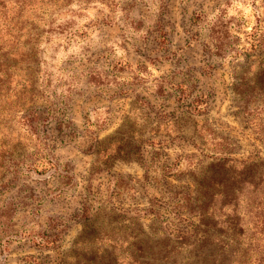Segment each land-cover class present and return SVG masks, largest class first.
I'll return each instance as SVG.
<instances>
[{
	"label": "rangeland",
	"instance_id": "rangeland-1",
	"mask_svg": "<svg viewBox=\"0 0 264 264\" xmlns=\"http://www.w3.org/2000/svg\"><path fill=\"white\" fill-rule=\"evenodd\" d=\"M72 8L38 11L13 33L20 41L10 71L22 89L33 84L37 116L29 136L10 120L16 107L0 110V162L20 167L0 168V264H35L33 255L57 264L69 253V264H143L146 254L129 255L145 252L149 235L93 256L85 237L95 234L74 217L91 204L98 223L111 213L112 226L150 234L153 215L136 216L164 191L195 190L203 176L211 187L243 189L234 215L263 243L254 191L260 181L264 190V0ZM28 47L32 70L22 56ZM221 163L225 186L216 183ZM53 218L67 221L62 245L39 249L30 237L52 233ZM226 250L239 254L230 243Z\"/></svg>",
	"mask_w": 264,
	"mask_h": 264
},
{
	"label": "trees",
	"instance_id": "trees-1",
	"mask_svg": "<svg viewBox=\"0 0 264 264\" xmlns=\"http://www.w3.org/2000/svg\"><path fill=\"white\" fill-rule=\"evenodd\" d=\"M92 1L0 0V110L8 105L16 107L15 115L11 116L10 120H13L12 122L17 125L15 122L17 119L26 135L32 136L31 131L35 129L33 121L37 114L33 110L35 104L33 97L37 95L34 87H32L33 84L29 88L25 86L22 89V86L18 84L19 82H15V71H10L16 66V61L14 58H10V54L18 55L14 49L20 41V38L13 33L26 27L29 24L27 18L38 11L44 14L58 9L74 12L72 4L76 3L81 8H87ZM6 47L9 53L4 50ZM22 52L28 68L32 70L34 60L32 47H28L27 51ZM1 113L2 111H0V115ZM3 124L0 118V134H2ZM219 159L220 162L226 160L225 158ZM7 161L10 162V160ZM50 162L52 163V161ZM42 164L47 168L49 161L46 165ZM4 166L7 170L16 172L20 170V167L15 164ZM4 166L0 162V168ZM220 166L224 173L219 179H216L218 180L216 183L225 186L226 177L224 174L226 169L223 163ZM208 181L209 179L203 176L202 180L196 183L195 190L192 189V186L186 185L175 192H168V194L164 191L161 197L155 198V201L151 203L143 215L139 213L136 216L137 220H141L143 217L153 215L152 222L149 224L152 230L150 234L143 229L140 232L133 231L130 224L124 226L125 230L112 226V223L117 220L109 212L105 218L110 220L104 219L103 223H98V212H92L91 204L83 207L81 213L77 214L74 220L83 224L85 233L92 232L95 234L92 237L88 235L85 237L89 242L88 249L93 246L91 251L93 256L100 254L103 249H117L118 243H124L129 238H132L131 242H134V239H139L143 235V237L150 236L153 238L150 244L142 249L145 252L140 254L130 252L129 255V258H135L137 261L138 258L142 257L141 254H146L143 256L145 259L143 264H264V190L262 191L263 184L261 181L254 191L256 196L260 195L261 198L257 206L260 210L258 220L254 227L260 237L263 238V243L259 245L254 243V237L248 235L249 227L245 226L244 222L234 215L239 211L240 196L244 194L242 193L243 189L215 188L211 187ZM247 184H252V182L247 181ZM161 208L169 209V217L161 213ZM115 209L117 208L113 207L111 211L115 212ZM229 209H231L230 214L226 213ZM124 214L122 213V215ZM221 215L225 216L222 217V220H220ZM218 217L219 220H217ZM66 222V220L53 218L48 229L52 233L49 234L44 231L43 235H32L30 239L39 249L56 250L62 245ZM223 225L226 229L220 230L219 227ZM77 241L76 243L79 242ZM143 243L147 242L143 241ZM225 243L233 245L239 254L234 253L233 255L229 250L225 251ZM139 245L141 246L142 243ZM212 245L222 247L224 250L208 252L210 249L208 247H212ZM85 256L88 257L87 254ZM30 257L34 258L31 260L35 264H44V261L38 256ZM72 257L70 253L64 254L57 264H69Z\"/></svg>",
	"mask_w": 264,
	"mask_h": 264
}]
</instances>
